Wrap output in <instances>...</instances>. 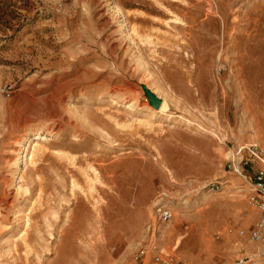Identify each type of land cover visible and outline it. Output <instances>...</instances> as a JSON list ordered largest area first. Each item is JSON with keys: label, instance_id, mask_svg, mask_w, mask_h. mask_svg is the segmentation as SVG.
<instances>
[{"label": "rangeland", "instance_id": "obj_1", "mask_svg": "<svg viewBox=\"0 0 264 264\" xmlns=\"http://www.w3.org/2000/svg\"><path fill=\"white\" fill-rule=\"evenodd\" d=\"M254 144L264 0H0V264H236Z\"/></svg>", "mask_w": 264, "mask_h": 264}, {"label": "built area", "instance_id": "obj_2", "mask_svg": "<svg viewBox=\"0 0 264 264\" xmlns=\"http://www.w3.org/2000/svg\"><path fill=\"white\" fill-rule=\"evenodd\" d=\"M243 152V156L242 155ZM240 156L239 163L250 160L258 162L261 167L255 172L252 178H249L246 174H243L238 164L234 168L235 174L241 178L242 184L234 188V194L239 197H243L246 203L254 208L258 214L257 221L250 230L249 240L253 245V252L247 256H242L236 259V264H264V150L257 145H251L247 148H240L238 150ZM220 186H211V191L218 189ZM160 201V200H159ZM162 202L156 204L154 210V221L156 223H165L172 217V211ZM152 226L149 225L147 232H145V244L138 246L132 252V260L134 262L143 260L148 255L149 240L151 236ZM229 233H232L229 230ZM243 235V232L239 233ZM240 254L242 252L238 251ZM157 264H184L177 262L176 260L168 257H162L158 254H154L152 258Z\"/></svg>", "mask_w": 264, "mask_h": 264}, {"label": "water", "instance_id": "obj_3", "mask_svg": "<svg viewBox=\"0 0 264 264\" xmlns=\"http://www.w3.org/2000/svg\"><path fill=\"white\" fill-rule=\"evenodd\" d=\"M144 94L146 98L149 101V105L154 108L158 109L159 106L161 105V100H159L150 90L147 88L143 87Z\"/></svg>", "mask_w": 264, "mask_h": 264}, {"label": "bare ground", "instance_id": "obj_4", "mask_svg": "<svg viewBox=\"0 0 264 264\" xmlns=\"http://www.w3.org/2000/svg\"><path fill=\"white\" fill-rule=\"evenodd\" d=\"M168 102L163 101L161 102V105L159 106L158 109H154L152 114H167L169 112V106L167 104Z\"/></svg>", "mask_w": 264, "mask_h": 264}, {"label": "crops", "instance_id": "obj_5", "mask_svg": "<svg viewBox=\"0 0 264 264\" xmlns=\"http://www.w3.org/2000/svg\"><path fill=\"white\" fill-rule=\"evenodd\" d=\"M249 213H251V216L249 217V218H246L247 217V214H249ZM253 212L252 211H249L246 215H245V218H246V221H245V224H247L248 223V221H252L253 222V220H252V217H253V214H252ZM255 216L257 217L258 216V214L257 213H255ZM254 226V225H253ZM252 226V227H253ZM252 229V228H251ZM249 234H250V231H249Z\"/></svg>", "mask_w": 264, "mask_h": 264}]
</instances>
